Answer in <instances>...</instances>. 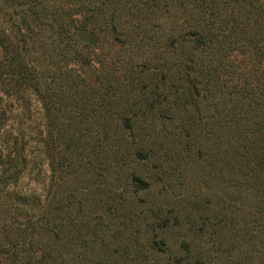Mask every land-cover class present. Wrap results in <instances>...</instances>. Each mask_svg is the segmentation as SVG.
<instances>
[{
    "label": "trees",
    "instance_id": "trees-1",
    "mask_svg": "<svg viewBox=\"0 0 264 264\" xmlns=\"http://www.w3.org/2000/svg\"><path fill=\"white\" fill-rule=\"evenodd\" d=\"M2 1L20 9L25 28H17L19 38L0 27V85L19 104L25 94L41 104L48 132L41 143L55 200L45 204L14 190L30 160L17 139L0 140V264H106L90 249L98 239L104 242L106 218L98 217L89 226L90 237L81 239L75 235L74 208L78 217L85 215L84 197L102 177L97 171L111 170L106 158L117 164L129 159L127 169L151 160L155 131L164 126H177V142L188 148L204 133L211 153L220 150L226 186L235 181L252 188L263 207L261 49L252 75L239 80L238 67L225 60L237 51L247 55L249 47L222 54L211 42L206 20L180 24L179 14L198 7L191 0ZM257 27L258 36L262 25ZM134 57L140 60L135 63ZM89 74L99 80L88 81ZM7 122L2 113L0 126ZM69 180L76 184L65 197L62 187ZM128 183L136 192L151 190L148 179L134 170ZM65 215L75 227L70 221L65 226Z\"/></svg>",
    "mask_w": 264,
    "mask_h": 264
},
{
    "label": "rangeland",
    "instance_id": "rangeland-1",
    "mask_svg": "<svg viewBox=\"0 0 264 264\" xmlns=\"http://www.w3.org/2000/svg\"><path fill=\"white\" fill-rule=\"evenodd\" d=\"M192 2L198 6L195 12L179 14V23L206 20L211 42L221 46L222 54H230L235 46H248L247 55L237 51L230 55L229 61L225 60L226 64L231 62L238 67L239 80H247L253 73L255 52L261 49L264 55V0ZM19 12L20 9L0 0V27L9 35L21 38L17 28L25 26ZM257 24L262 25L258 36L255 35ZM134 25L139 27L138 23ZM24 36L29 42L27 32ZM38 46L34 44V48ZM103 52L109 54L110 48ZM137 57L133 58L135 63L140 60ZM2 59L0 51V62ZM223 78L229 80L230 74ZM87 79L99 80L97 74H89ZM2 113L8 122L5 127L0 126V140L11 135L23 145L30 160L28 170L14 190L21 195L39 197L45 204L53 203L51 169L41 143L48 132L40 102L32 94H25L19 104L6 97L0 85ZM175 128L170 125L155 131L156 144L152 146L155 153L139 167H124L129 159L117 164L106 158L104 165L111 166V170L97 171L102 177L97 178V187L84 197L85 215L78 217L74 208L72 215L79 229L75 235L81 239L90 237L91 223H96L100 216L106 218L103 223L109 229L103 232L104 242L98 239V243L90 245L94 256L107 260L106 264H264V205L258 206L255 191L235 181L227 187L221 175L224 165L220 150L216 147L212 155L210 145L203 144L204 133L188 148L184 142H177ZM132 170L148 179L150 191L136 192L131 187L128 177ZM80 183L88 186L83 179ZM74 184L69 180L62 187L65 197L70 196ZM64 221L66 226L71 219L65 215ZM78 252L81 254V249ZM94 256L91 255L92 260Z\"/></svg>",
    "mask_w": 264,
    "mask_h": 264
}]
</instances>
